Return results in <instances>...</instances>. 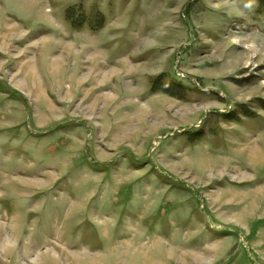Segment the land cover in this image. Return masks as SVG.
<instances>
[{"label":"rangeland","instance_id":"1","mask_svg":"<svg viewBox=\"0 0 264 264\" xmlns=\"http://www.w3.org/2000/svg\"><path fill=\"white\" fill-rule=\"evenodd\" d=\"M263 7L0 0V264H264Z\"/></svg>","mask_w":264,"mask_h":264},{"label":"bare ground","instance_id":"2","mask_svg":"<svg viewBox=\"0 0 264 264\" xmlns=\"http://www.w3.org/2000/svg\"><path fill=\"white\" fill-rule=\"evenodd\" d=\"M255 48V47H254ZM100 73V72H99ZM263 87H264V85H263ZM156 115V114H155ZM161 120H162V118H161ZM254 149V148H253ZM252 151V150H251ZM253 153H254V151H252ZM259 152V151H258ZM252 153V157H254V159H256V157H258L255 153H257V152H255L254 154ZM260 153V152H259ZM259 159V158H258ZM257 160V159H256ZM226 168V167H225ZM237 198V197H236ZM229 203V202H228ZM235 215V214H234ZM17 245V244H16ZM8 247V246H7ZM6 247V248H7ZM20 247H22V246H20ZM1 251V250H0ZM8 251V250H7ZM23 251H24V249H23ZM49 258V257H48ZM51 258V257H50ZM53 259V258H52ZM52 259H50V260H52ZM55 259V258H54ZM53 261V260H52ZM55 261H56V259H55ZM54 262V261H53ZM54 264V263H53Z\"/></svg>","mask_w":264,"mask_h":264},{"label":"trees","instance_id":"3","mask_svg":"<svg viewBox=\"0 0 264 264\" xmlns=\"http://www.w3.org/2000/svg\"><path fill=\"white\" fill-rule=\"evenodd\" d=\"M263 3H264V0H263ZM264 8V7H263Z\"/></svg>","mask_w":264,"mask_h":264}]
</instances>
